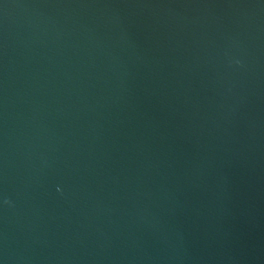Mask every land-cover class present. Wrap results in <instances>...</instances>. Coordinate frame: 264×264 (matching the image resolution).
Returning <instances> with one entry per match:
<instances>
[{"label":"water","instance_id":"1","mask_svg":"<svg viewBox=\"0 0 264 264\" xmlns=\"http://www.w3.org/2000/svg\"><path fill=\"white\" fill-rule=\"evenodd\" d=\"M0 264H264V0H0Z\"/></svg>","mask_w":264,"mask_h":264}]
</instances>
